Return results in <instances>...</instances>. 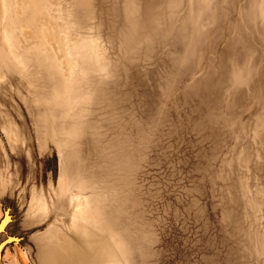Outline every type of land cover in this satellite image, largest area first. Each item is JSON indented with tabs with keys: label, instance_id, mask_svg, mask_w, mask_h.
<instances>
[{
	"label": "rangeland",
	"instance_id": "1",
	"mask_svg": "<svg viewBox=\"0 0 264 264\" xmlns=\"http://www.w3.org/2000/svg\"><path fill=\"white\" fill-rule=\"evenodd\" d=\"M6 214L0 264H264V0H0Z\"/></svg>",
	"mask_w": 264,
	"mask_h": 264
},
{
	"label": "water",
	"instance_id": "2",
	"mask_svg": "<svg viewBox=\"0 0 264 264\" xmlns=\"http://www.w3.org/2000/svg\"><path fill=\"white\" fill-rule=\"evenodd\" d=\"M1 234H3V232H0V235H1ZM2 240H3V241H2L1 243H5V244H4V248H5V247H6L8 244H10V243L19 242L20 238H18V237H14V236L6 235ZM8 240H10V241H8ZM1 243H0V245H1Z\"/></svg>",
	"mask_w": 264,
	"mask_h": 264
},
{
	"label": "bare ground",
	"instance_id": "3",
	"mask_svg": "<svg viewBox=\"0 0 264 264\" xmlns=\"http://www.w3.org/2000/svg\"><path fill=\"white\" fill-rule=\"evenodd\" d=\"M77 212V209H75L74 210V214ZM8 216V215H7ZM5 216L3 215L2 217H1V219H0V223H2L3 225H4V227H3V230L5 229V227L8 225V223H9V221H10V219H9V217H8V220H7V222H5V218H4ZM1 232V231H0ZM8 241H10V240H8ZM1 243V242H0ZM3 244H5V243H1V245H0V255H1V252H2V247H4V245Z\"/></svg>",
	"mask_w": 264,
	"mask_h": 264
},
{
	"label": "snow or ice",
	"instance_id": "4",
	"mask_svg": "<svg viewBox=\"0 0 264 264\" xmlns=\"http://www.w3.org/2000/svg\"><path fill=\"white\" fill-rule=\"evenodd\" d=\"M7 220H8V216L6 214L5 215V222H7ZM3 227H4V225L2 223H0V231H3Z\"/></svg>",
	"mask_w": 264,
	"mask_h": 264
}]
</instances>
